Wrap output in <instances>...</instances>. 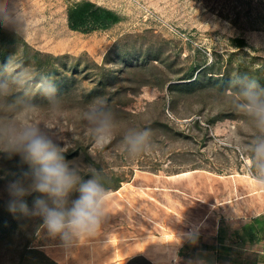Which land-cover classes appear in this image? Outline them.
Returning <instances> with one entry per match:
<instances>
[{
    "label": "rangeland",
    "instance_id": "obj_1",
    "mask_svg": "<svg viewBox=\"0 0 264 264\" xmlns=\"http://www.w3.org/2000/svg\"><path fill=\"white\" fill-rule=\"evenodd\" d=\"M7 2L23 4L28 25L18 34L0 24V58L13 57L16 71L66 86L57 94L58 112L35 87L13 88L12 97L0 98V132L23 123L44 127L67 147L65 153L79 152L66 160L101 169L104 186L123 182L117 191L108 189L107 218L96 236L66 250L58 238L35 228L40 219L31 217L22 234L0 244V264H18L27 242L39 251L29 259L43 264H127L140 254L148 261L136 264H185L183 242L191 228L200 230L207 218L213 230L224 209L241 196L262 197L264 186L249 171L245 148L255 132L233 108L230 83L222 84L243 75L264 78V30L244 28L245 17L232 23L241 6L245 12L264 5L256 0ZM81 2L107 10L106 25L88 33L72 30L69 12ZM191 73L201 79L199 86L172 94L169 86L187 82L181 78ZM6 75L14 79L12 72ZM15 94L40 109L18 111ZM98 97L118 121L103 147L83 119ZM129 127L153 133L151 148L136 157L122 143ZM27 171L19 156L0 153L2 203L10 199L9 181ZM78 195L73 192L70 199Z\"/></svg>",
    "mask_w": 264,
    "mask_h": 264
},
{
    "label": "clouds",
    "instance_id": "obj_2",
    "mask_svg": "<svg viewBox=\"0 0 264 264\" xmlns=\"http://www.w3.org/2000/svg\"><path fill=\"white\" fill-rule=\"evenodd\" d=\"M0 24L13 27L20 34L28 25V17L22 3L14 2L10 7L7 0H0ZM12 72L14 79L7 78ZM36 91L48 100L50 110L61 109V99L51 77L36 79L23 71H16L13 57L0 65V98L14 95L13 88ZM234 90L231 103L235 111L244 117L255 135L245 146L251 168L249 171L257 183L264 186V87L247 75L230 82ZM21 101L18 111L35 113L40 106L15 94L13 104ZM94 142L103 147L117 132V117L104 98H96L83 112ZM152 130L129 127L123 131L122 143L131 157H136L151 148ZM67 147L58 144L50 130L32 123L16 124L7 132H0V153L9 158L19 156L29 171L9 181L7 192L10 197L8 209L13 214L39 218L40 227L52 239H59L62 247L70 250L81 240L96 236L107 218L110 192L105 188L102 170L92 166L81 168L74 161L65 159ZM86 169V170H85ZM82 172L90 176L84 179ZM73 192L79 195L70 199ZM35 195L29 207L26 197Z\"/></svg>",
    "mask_w": 264,
    "mask_h": 264
},
{
    "label": "crops",
    "instance_id": "obj_3",
    "mask_svg": "<svg viewBox=\"0 0 264 264\" xmlns=\"http://www.w3.org/2000/svg\"><path fill=\"white\" fill-rule=\"evenodd\" d=\"M246 196L224 209L213 230L207 218L200 230L190 229L185 264H264V194Z\"/></svg>",
    "mask_w": 264,
    "mask_h": 264
},
{
    "label": "trees",
    "instance_id": "obj_4",
    "mask_svg": "<svg viewBox=\"0 0 264 264\" xmlns=\"http://www.w3.org/2000/svg\"><path fill=\"white\" fill-rule=\"evenodd\" d=\"M251 2L252 1H250L248 5H252ZM243 3L245 4V2ZM256 4H258L261 7L264 5L262 0H256ZM243 6H241L240 12L238 10L236 17L232 19V23L239 25L240 21L244 19L243 17H245L246 20L243 23L244 28L249 29V30H264V10L258 8L256 11H254V8L252 7L248 11L243 12L245 10V9L243 10ZM107 14L108 15L110 14L107 10L99 6H96L95 4L91 2H81L75 5L69 12V16H68L69 27L74 31H79V32H84V33L92 32L96 30L97 28L106 25L107 22H106L105 15ZM5 63H6L5 58L1 57L0 65H3ZM187 75L188 76H184V78H181V80H187V82L171 84L169 86V90L172 94L177 93V92H191L194 87L199 86V84L201 83V79L199 78V76H195L194 73L187 74ZM256 80L260 83L262 87H264V78H258ZM226 81L227 80H224L225 84L224 83L222 84L223 88L228 86V83H230V81H227V82ZM218 83H219V80L215 82V84L217 85ZM54 84L57 89V94L61 91V88L63 87V85L64 87L66 86V84H63V85L56 84V83ZM106 88L107 86L105 87V89ZM95 94H96V91H95ZM95 94L94 92H91L87 96L91 98ZM221 115H223V113H221ZM219 117L220 118L218 119L221 120L222 116H219ZM225 117H228V116H225ZM77 154H79V152H74L71 154L64 153L65 159H68ZM104 175L106 176V174ZM122 182L123 181L119 180L117 181V183L115 184L111 183L110 185H107L105 187L109 190L117 191L121 187ZM35 195H38V194H33L25 198L29 207L32 206V201ZM29 219H31V217L23 216L20 213L13 214L8 209V203H2L0 201V244L15 238L19 233L22 234L23 227ZM41 223H42L41 220H39L37 224H35L36 226L35 228L40 227ZM32 252L38 253L39 251L37 249H34L30 245V242H27L22 247V250H20L18 264H30V263L43 264L42 261L32 262L29 259ZM141 260L148 261L146 257L140 254L138 256L131 258L127 264H136L138 262H141ZM53 264L55 263L53 262Z\"/></svg>",
    "mask_w": 264,
    "mask_h": 264
}]
</instances>
